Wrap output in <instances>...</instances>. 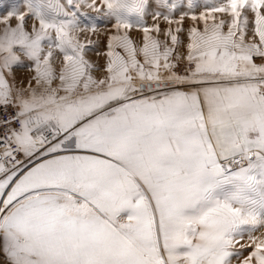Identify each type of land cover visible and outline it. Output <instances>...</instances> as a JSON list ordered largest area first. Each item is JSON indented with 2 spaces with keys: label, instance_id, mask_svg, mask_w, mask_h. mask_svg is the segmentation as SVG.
Returning a JSON list of instances; mask_svg holds the SVG:
<instances>
[{
  "label": "snow or ice",
  "instance_id": "snow-or-ice-1",
  "mask_svg": "<svg viewBox=\"0 0 264 264\" xmlns=\"http://www.w3.org/2000/svg\"><path fill=\"white\" fill-rule=\"evenodd\" d=\"M0 264H264V0H0Z\"/></svg>",
  "mask_w": 264,
  "mask_h": 264
}]
</instances>
